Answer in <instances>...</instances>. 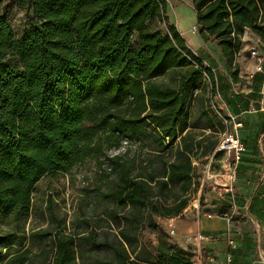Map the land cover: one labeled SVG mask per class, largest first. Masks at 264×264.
Instances as JSON below:
<instances>
[{"label":"trees","instance_id":"1","mask_svg":"<svg viewBox=\"0 0 264 264\" xmlns=\"http://www.w3.org/2000/svg\"><path fill=\"white\" fill-rule=\"evenodd\" d=\"M192 3L237 82L245 32L264 39V0ZM13 8L29 14L20 35ZM168 9L166 0H0V222L15 225L0 231V264H193L157 219L189 206L200 158L224 157L216 150L225 127L211 106L215 77ZM195 103L216 135L188 130ZM124 143L135 151L100 162L106 190L96 193L109 207L74 233L26 234L41 180ZM146 230L160 233L154 251L141 240Z\"/></svg>","mask_w":264,"mask_h":264},{"label":"crops","instance_id":"2","mask_svg":"<svg viewBox=\"0 0 264 264\" xmlns=\"http://www.w3.org/2000/svg\"><path fill=\"white\" fill-rule=\"evenodd\" d=\"M166 1L171 22L215 77L214 103L241 124L236 132L244 150L231 181L233 190L224 198L214 201V195L197 206L193 202L181 216L157 221L168 234L174 231L172 241L193 254V264H227L228 257L232 264H264V47L259 46L260 62L251 58L249 48L259 37L247 31L235 57V82L219 41L198 25L192 0Z\"/></svg>","mask_w":264,"mask_h":264},{"label":"rangeland","instance_id":"3","mask_svg":"<svg viewBox=\"0 0 264 264\" xmlns=\"http://www.w3.org/2000/svg\"><path fill=\"white\" fill-rule=\"evenodd\" d=\"M28 15L25 10L17 8L11 10V24L15 34L20 35L28 27ZM170 16L175 22L176 18L173 10H170ZM160 30L163 32V29ZM158 82L169 85L171 84V78L169 76ZM214 104V100H212L211 106L215 110ZM194 105L196 107V103ZM195 107L190 109L188 130H192L197 135L202 133L216 135L209 129H203L206 124L205 119L199 116L198 108ZM222 134L218 135V138H221ZM135 149L134 146L124 143L119 151L107 150L99 158L87 160L69 174H58L41 180L33 193L30 216L26 224L23 225L26 234L54 231L64 227L68 229L67 233H74L78 231L81 219L99 216L104 209L110 206L103 203L101 197L96 193L101 189L102 191L106 190L102 182L107 167L105 164H100V162L104 163L105 157L124 154L128 150L134 152ZM225 160L230 162L231 158L224 155L217 162H213L212 158H200L197 170L198 190L191 201V203L194 202V206L198 205L197 201L203 205L208 197L214 195L216 196L215 199L213 198L214 201L225 197L227 192L219 186L223 185L220 184L223 183V180H225V183L228 181V178L222 176L224 173L223 161ZM210 176H215V180L209 179ZM174 224V222H170V225ZM14 228L15 225L10 224L9 221L0 222V231H8ZM159 235V232L146 230L141 234V240L154 251ZM169 236L173 240V236L170 234ZM37 244V241H28L26 245L33 253H37L39 249Z\"/></svg>","mask_w":264,"mask_h":264},{"label":"built area","instance_id":"4","mask_svg":"<svg viewBox=\"0 0 264 264\" xmlns=\"http://www.w3.org/2000/svg\"><path fill=\"white\" fill-rule=\"evenodd\" d=\"M246 33L247 31L245 32L244 37ZM260 45L264 47V39L261 38L257 39L256 42L249 48V55L251 56V58L256 59L259 62L262 60V53L261 50L259 49ZM205 79L208 80V77L206 75H205ZM216 98H218L217 91L215 92L212 99L215 101ZM214 108L217 112V115L221 118L222 124L225 127V131L221 135L219 146L216 151L223 152L224 155H227L231 158L230 162H228L227 160L223 161L224 173L222 176L223 178L226 179L228 178V181L225 184L219 186L225 189L226 192H231L233 190L231 186V181L234 179L235 170L242 159L243 150H244V146L241 142V139L239 138L236 132V130L241 126V124L234 123L235 122L234 118L223 115L221 110L218 108V105L214 104ZM231 125L233 126L232 129L230 128ZM215 178H216L215 176L209 177V179L212 180H215ZM170 234L174 235V231L172 230ZM230 244H232V242H230ZM208 259L211 260V258ZM227 264H232V260L230 257H228L227 259Z\"/></svg>","mask_w":264,"mask_h":264},{"label":"bare ground","instance_id":"5","mask_svg":"<svg viewBox=\"0 0 264 264\" xmlns=\"http://www.w3.org/2000/svg\"><path fill=\"white\" fill-rule=\"evenodd\" d=\"M220 184H225V180H223V183H220Z\"/></svg>","mask_w":264,"mask_h":264}]
</instances>
